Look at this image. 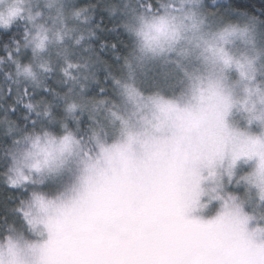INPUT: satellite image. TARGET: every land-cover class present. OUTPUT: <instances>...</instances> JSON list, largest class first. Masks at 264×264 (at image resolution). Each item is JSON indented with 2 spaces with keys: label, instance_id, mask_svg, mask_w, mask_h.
I'll list each match as a JSON object with an SVG mask.
<instances>
[{
  "label": "rangeland",
  "instance_id": "374dc122",
  "mask_svg": "<svg viewBox=\"0 0 264 264\" xmlns=\"http://www.w3.org/2000/svg\"><path fill=\"white\" fill-rule=\"evenodd\" d=\"M74 1L0 0V13L7 15L10 6L21 9L15 20L27 22L34 50L52 54L68 47L79 18L69 12ZM193 2L171 11L176 38L162 50L145 49L139 35L157 65L148 68L143 57L137 65L135 80L143 79L145 91L131 82L120 111L94 106L101 130L96 128L93 143L106 152L95 147L90 160L81 153L53 172L19 165L31 181L64 183L65 192L36 193L29 207L34 238L12 240L18 264H140L141 249L146 264L203 258L264 264V200L256 183H237L241 175L255 179L264 153V34L254 22H227L201 13ZM143 26L142 20L139 32ZM41 38L44 48L38 49ZM237 62L247 76L241 77ZM166 83L180 92L155 91ZM83 148L88 150L85 142ZM26 151L17 153L15 166ZM241 151L254 154L232 164ZM93 188L96 196L76 206ZM217 217L220 223L211 228L188 223ZM7 245L0 244L4 255ZM3 258L5 264L12 259Z\"/></svg>",
  "mask_w": 264,
  "mask_h": 264
},
{
  "label": "trees",
  "instance_id": "16d2710c",
  "mask_svg": "<svg viewBox=\"0 0 264 264\" xmlns=\"http://www.w3.org/2000/svg\"><path fill=\"white\" fill-rule=\"evenodd\" d=\"M185 1L75 0L70 4L69 12L75 13L79 18L73 24L72 37L67 38H71L67 43L68 47L64 52L56 49L52 54L40 55L36 52L27 33V22L22 18L15 20V40L7 36L0 37V163L15 166V160L6 155L11 141L3 135L5 131L12 130L21 137L27 135L33 138L36 135L42 138L43 131L61 135L62 132L54 127L61 122L69 123L72 127L76 121H80L81 135L85 137L83 142L87 149L91 148L93 151L95 143L94 140H88L89 129L94 135L96 128L100 129L94 120V106L109 104V112L120 111L124 103L123 91L129 83L135 82L141 91H145L146 83L143 79L135 80L139 79V62L146 59L152 65L148 68L157 66L149 61L152 53H146L142 49L138 35L139 25L142 23L140 17H150L146 6L151 4L157 7L162 4L172 11L176 7L181 8L186 4ZM202 2L208 4L209 0H194L193 4L195 3L197 10L205 13L207 10L199 7ZM212 7L217 8L221 17L227 18V22L238 25L254 22L264 34V28L254 19V16L264 17V0H218V4ZM235 9L242 10L239 16L234 15ZM117 27H120L118 32L115 30ZM102 42H106L103 47ZM112 43L116 44V48L111 46ZM81 70L84 73L79 75ZM148 71L150 69L146 70ZM9 87L12 95H8ZM25 89L28 90L27 93ZM180 90V87L166 83L159 85L155 91L173 95ZM70 104H76V110L69 111ZM13 106L16 108L15 112L10 111ZM45 113H49V116L45 117ZM33 120L37 122L35 126L31 123ZM25 125L27 128H24ZM30 148L31 141L22 138L21 143L11 151L16 159L20 150ZM4 173L5 169L0 168V244L6 247L8 237L12 240L34 238L35 231L29 214V207L35 197L33 192L50 197L57 196L59 191L65 192V189H61L64 183L56 184L53 181L50 185L47 180H33L27 185L29 191L24 193L6 187L9 177L16 178L17 172L8 171L7 175ZM135 187L140 191V181L135 183ZM97 192L95 188L89 189L88 197L83 198L80 203L77 201L76 206L85 204ZM21 199L23 203H20ZM13 206L22 208L27 217L24 218L23 213L10 211ZM5 213L7 220L3 219ZM4 256H8V249ZM140 259V264L142 260L143 264L148 263V256L143 253V249L140 251Z\"/></svg>",
  "mask_w": 264,
  "mask_h": 264
},
{
  "label": "snow or ice",
  "instance_id": "6c2138e0",
  "mask_svg": "<svg viewBox=\"0 0 264 264\" xmlns=\"http://www.w3.org/2000/svg\"><path fill=\"white\" fill-rule=\"evenodd\" d=\"M218 4V0H209V3L205 5L206 10L208 13L212 16H220V12L217 8L212 7V5ZM146 11L150 15V19H145L144 16H141L140 19L144 21V26L141 29V31L138 33V35L143 36L144 38V47L145 49L156 51L157 49H161L163 47L164 42H171L176 38V28L173 23L175 17L172 15V12L166 8L164 5H159L157 7H153V5L148 4L146 6ZM240 9L234 10V15L239 16L241 14ZM22 10L15 6H10L7 10V15L4 13H0V25L3 27H0V37L7 36L10 39L15 40V25L12 23L13 20H15L17 17L20 16ZM223 18V17H221ZM254 19L259 21V26L264 28V17H255ZM117 32L120 31V27H117L115 29ZM104 43L102 42L101 47L104 46ZM113 48H116V44L112 43L111 45ZM38 49L44 48V38H41L40 42L36 46ZM19 48H17V52H19ZM10 55V53H9ZM226 64H230V59L225 60ZM237 67L240 70L241 77L247 76V72L244 70V66L237 62ZM25 71H29L28 69H25ZM8 95H12V89L11 87L8 88ZM25 93H27V89L24 90ZM134 91V90H130ZM77 105L76 104H70L68 106L69 111L76 110ZM11 112H15L16 108L13 106L10 108ZM45 117L49 116V113L44 114ZM32 125H36V120L31 121ZM80 121H76L72 127L69 126V123H57L54 125L58 131H61V135H54L50 131H43V143H41V136L36 135L35 138L32 136H23L14 134L12 130L5 131L3 133L4 136L10 138V145L8 146L9 151L6 153V155H9L12 157L13 160H15L14 152L11 151V149L14 146H17L21 143V139L23 140H30L31 141V148L28 149L25 152L24 160L23 162H16V166L9 167L7 163H0V168L5 169V175H7L8 171H16L18 175L16 178L9 177V182L6 184V187L12 188V189H18L24 193H27L29 191V188L27 185L31 182V176L25 175L22 171L21 167L19 165L23 163L26 165L30 172H38L43 173L45 170H48L49 172L57 171L61 168H63L65 165L69 163V159L73 156L80 157L81 153H83V157H87L89 160L91 159V152L92 149L89 148L88 150H85L83 148V141L85 139L84 136L81 135V130L79 127ZM24 128H27V125L24 126ZM75 128V130H73ZM251 139V138H250ZM88 140L93 141L95 140L94 133L91 132V129H89V136ZM258 140H253V143H258ZM94 147L98 148L101 153L106 152L105 147L100 144L98 141L95 142ZM119 147V146H116ZM32 149H37L38 151H32ZM254 153L252 151H241L236 153L233 156L232 164H235L236 161L241 156H247L251 158V156ZM81 163H85L84 159L81 158ZM211 161H209V164L211 165ZM231 175V173H230ZM255 175V179L253 178V175H241L237 183L240 181H245L247 183H256L257 186L260 189V199L264 200V153L260 156V166ZM33 196L36 195V193H32ZM20 203H23V200L21 199ZM10 211L17 212V213H23V209L13 206ZM24 218L27 217V213H23ZM3 219L7 220V213L3 215ZM182 219H184L182 217ZM221 218L217 217L214 220H209L205 224H200L198 221H188L190 224L199 225L200 227H207L211 228L212 226L219 224ZM8 255L12 258L8 264H18L16 257H17V246L12 241L11 237H8ZM4 254L2 251H0V264H5L4 261ZM180 264H236V262L227 260L224 258H203V259H194L189 261H183L180 262Z\"/></svg>",
  "mask_w": 264,
  "mask_h": 264
}]
</instances>
